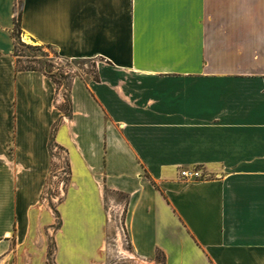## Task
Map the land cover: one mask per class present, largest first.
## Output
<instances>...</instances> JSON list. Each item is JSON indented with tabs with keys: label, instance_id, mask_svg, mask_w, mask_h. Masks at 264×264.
Returning <instances> with one entry per match:
<instances>
[{
	"label": "crops",
	"instance_id": "0c3cea01",
	"mask_svg": "<svg viewBox=\"0 0 264 264\" xmlns=\"http://www.w3.org/2000/svg\"><path fill=\"white\" fill-rule=\"evenodd\" d=\"M16 1L0 0V264H264V0H22L23 37L95 62L67 88L16 71Z\"/></svg>",
	"mask_w": 264,
	"mask_h": 264
},
{
	"label": "rangeland",
	"instance_id": "374dc122",
	"mask_svg": "<svg viewBox=\"0 0 264 264\" xmlns=\"http://www.w3.org/2000/svg\"><path fill=\"white\" fill-rule=\"evenodd\" d=\"M21 0H18V4L16 5L18 8H20ZM15 40H16V61L19 60L21 63L18 65V67H37L43 70H46L49 72V74H53L56 78V80L60 81V86L62 84L67 88L69 85V82L72 80V78L75 75H84L85 73H94L95 72V62L90 60H66L62 59L58 56L56 50L52 47L38 45L35 43L30 42L25 37H23L22 32L19 31V29L15 32ZM36 46H39L40 48H35ZM49 65V66H48ZM64 112L68 113L69 108V102L68 98L65 97V101L62 104ZM63 160L65 159L64 153L61 157ZM65 162H63V169H65V173H63L62 179H65L67 168L65 167ZM52 170H55V167L52 166ZM59 198L62 199V197L59 195ZM120 202L124 203V199L120 198ZM47 200H50V197H47ZM60 202V201H59ZM58 202V203H59ZM57 204V203H56ZM55 203H53V208L56 206ZM109 208L111 210V219L112 223L117 226H119V229L121 231V220L123 218V210L113 207L112 205H109ZM56 224L58 227L59 220H56ZM122 237H123V232ZM54 253V242L53 238L50 237L49 242V252L48 255L50 257V260L52 259ZM159 264H163L162 262V256L158 257Z\"/></svg>",
	"mask_w": 264,
	"mask_h": 264
},
{
	"label": "built area",
	"instance_id": "2783aa9c",
	"mask_svg": "<svg viewBox=\"0 0 264 264\" xmlns=\"http://www.w3.org/2000/svg\"><path fill=\"white\" fill-rule=\"evenodd\" d=\"M17 4H18V0L16 1V5ZM62 167H63V163L62 165L59 166V168H56L55 170L50 171L49 181L44 190V195H43L44 203L48 208H51L53 210H55L56 206L62 201L63 196H64L65 187L67 185L68 178H69V171L65 164V167L67 168V173H66L67 177L65 179H62L63 173H65L66 171ZM180 174L182 177L186 179H190V180H198L202 177V174L200 173V171L196 169L182 170L180 171ZM59 195L62 197V199L59 198ZM47 197H50L49 201L47 200ZM53 203L55 204L57 203L54 208L52 206ZM122 238L124 241L126 240L124 234Z\"/></svg>",
	"mask_w": 264,
	"mask_h": 264
},
{
	"label": "trees",
	"instance_id": "16d2710c",
	"mask_svg": "<svg viewBox=\"0 0 264 264\" xmlns=\"http://www.w3.org/2000/svg\"><path fill=\"white\" fill-rule=\"evenodd\" d=\"M21 5H22V1L20 3V8H18L16 6V18H15V29H14V37H15V32L17 29H19V31H21V14H22V10H21ZM22 32V31H21ZM15 43H16V40H15ZM50 47V46H48ZM35 48H40L39 46H36ZM58 54V53H57ZM16 56V55H15ZM59 56V54H58ZM60 57V56H59ZM21 62L19 60L16 61V71H41L43 72L45 75H47L48 77H50L52 79V81H54V83H56L57 85H60V81L56 80L55 76L53 74H49L48 71L46 70H43V69H40V68H37V67H18V65L20 64ZM49 66V65H48ZM63 108V107H62ZM69 109V108H68ZM161 256V254H158V257ZM163 257H162V262H163Z\"/></svg>",
	"mask_w": 264,
	"mask_h": 264
}]
</instances>
